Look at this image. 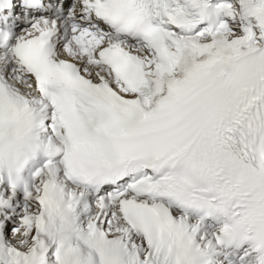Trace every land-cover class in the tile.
Masks as SVG:
<instances>
[{"label":"snow or ice","instance_id":"6c2138e0","mask_svg":"<svg viewBox=\"0 0 264 264\" xmlns=\"http://www.w3.org/2000/svg\"><path fill=\"white\" fill-rule=\"evenodd\" d=\"M0 264H264V0H0Z\"/></svg>","mask_w":264,"mask_h":264}]
</instances>
